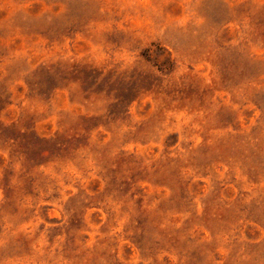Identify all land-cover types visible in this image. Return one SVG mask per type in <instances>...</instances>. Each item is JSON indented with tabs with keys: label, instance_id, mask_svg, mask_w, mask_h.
<instances>
[{
	"label": "rangeland",
	"instance_id": "obj_1",
	"mask_svg": "<svg viewBox=\"0 0 264 264\" xmlns=\"http://www.w3.org/2000/svg\"><path fill=\"white\" fill-rule=\"evenodd\" d=\"M0 264H264V0H0Z\"/></svg>",
	"mask_w": 264,
	"mask_h": 264
}]
</instances>
